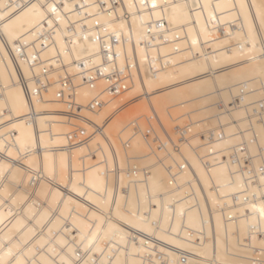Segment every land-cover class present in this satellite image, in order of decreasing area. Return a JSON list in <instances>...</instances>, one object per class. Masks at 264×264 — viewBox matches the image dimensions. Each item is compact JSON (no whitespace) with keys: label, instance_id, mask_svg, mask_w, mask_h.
Segmentation results:
<instances>
[{"label":"bare ground","instance_id":"6f19581e","mask_svg":"<svg viewBox=\"0 0 264 264\" xmlns=\"http://www.w3.org/2000/svg\"><path fill=\"white\" fill-rule=\"evenodd\" d=\"M43 2L0 0V264H264V0H119L131 27L116 28L133 41L121 53H136L141 78L117 97L101 81L82 86L75 63H98V47L67 45L62 17L56 45L68 46L61 63L74 76L76 101L101 102L77 121L65 118L56 98L57 62L50 63L48 91L30 105L19 77L29 80L31 70L10 55L18 43L31 51L36 31L52 24ZM150 27L153 47L145 43ZM160 34L178 51L152 71L150 63L172 49ZM47 49V57L56 52ZM241 85L247 92L231 106ZM252 104L262 113L252 116L255 144L245 108ZM123 106L131 107L127 118ZM149 115L158 119L149 123L156 131L188 122L180 148L190 171L176 174L179 189L168 185L165 166L180 155L168 145L163 157L153 149L156 131L146 136L139 123ZM218 120L225 138L213 148L228 154L243 137L253 157L238 174L226 165L207 172L189 150ZM75 127L88 135L85 143L73 144ZM244 194L252 200L243 202Z\"/></svg>","mask_w":264,"mask_h":264},{"label":"built area","instance_id":"2783aa9c","mask_svg":"<svg viewBox=\"0 0 264 264\" xmlns=\"http://www.w3.org/2000/svg\"><path fill=\"white\" fill-rule=\"evenodd\" d=\"M65 1L67 0H44L43 3L46 5L44 7L45 9L49 8L48 16L52 24L50 26L46 25V27L36 31L31 51H28V47L25 45L18 43L16 54L11 52L10 55L11 58L13 56L16 65H18L17 61L20 59L25 62L31 70V77L29 80L24 77H19L20 85L30 105H33L34 101L39 100L48 91V87L50 86L48 80V74L51 72L50 63L53 61L57 62L58 66L54 70L59 73L57 79L59 88L56 98L59 100V103L64 106L63 115L65 118L77 121L85 119L83 115L84 112L97 111L101 106V102L99 99L95 98L85 107H82L76 101L78 87L74 83V76L68 73L67 68L61 63V51H67L68 46L65 45L60 51L56 45V35L60 29L59 22L62 17H64L67 22L66 31L69 33L64 39L67 45H69L70 41H88L98 47V63H93L91 58L75 63L78 68V75L80 76L82 86L92 87L95 83L101 81L105 84L106 92L113 97H117L129 91L133 85V81L136 78H141V72L137 71L138 60L136 53L133 51L121 53L122 47L126 45L132 46L133 41L128 32H123L116 28L119 22L125 23L126 26L131 27V16L124 7L120 6L119 0H75L72 2V6L69 10H65ZM92 7L95 9L93 13L91 12ZM72 15H75L77 18L72 19ZM99 15L108 16L109 21L101 22L97 20V16ZM90 21L91 23H89ZM110 24L114 26H110ZM151 29L152 27H150V29L147 28L149 38L145 39V43L148 47H153L155 45V39ZM60 32L62 33L63 30L60 29ZM158 36L161 44H171L172 49L164 58L160 57L154 64L150 63L152 71H155L157 66L163 67L169 65L171 56L178 51L175 45L176 41L166 39L162 34ZM48 47L53 49V51L56 50L50 57L44 55V52L49 50L47 49ZM246 92L245 86H239L237 96L232 99L230 105H240L241 98H243ZM245 108L249 114L250 126L247 128V132L250 136L249 142L250 144H255L256 138L254 137L252 128V116L255 115L259 117L262 113H260L257 106L253 104ZM218 109L220 112L228 110L227 108H222V106H218ZM157 121L158 119L152 116L151 119L147 121V131L154 133L156 130L153 129L154 127L150 126L149 123L152 124V122L154 123ZM262 121L264 127V120ZM185 125L186 121L175 124L170 133L166 132L164 129H158V131H156L157 136H154L157 141L158 150L155 149L157 152L162 151L168 145L175 154L180 155V161L169 162L170 164L165 166V170L168 173V185L175 189L180 188L176 182V174L190 171V164L181 153L180 148L182 143H188V141H186L187 130ZM200 138L202 140V145L196 147L190 144L189 150L195 152L199 157L201 166L207 172L218 165H226L229 167L231 174H238L243 171V166L253 159L247 152L248 144L243 137L237 141V145L228 154L222 150L218 151L213 148L216 142L225 138L224 126L219 120L214 129L201 133ZM72 139L74 145H79L88 140V135L75 127L72 132ZM138 171L139 169L135 167L130 168L129 166V172L133 175ZM261 173H264V171H261ZM186 197H192V195L186 194ZM238 197L239 196H233V199L237 201L239 199ZM251 200L252 198L248 195H243V202ZM230 206L227 207L224 205L222 208L227 209L230 208ZM221 211L226 214L223 209H221ZM231 217L234 216L227 215L226 219H230Z\"/></svg>","mask_w":264,"mask_h":264},{"label":"rangeland","instance_id":"374dc122","mask_svg":"<svg viewBox=\"0 0 264 264\" xmlns=\"http://www.w3.org/2000/svg\"><path fill=\"white\" fill-rule=\"evenodd\" d=\"M126 101H128V100H124L123 103L125 104ZM125 106H126V105H125ZM125 106H123V108L120 109V110H123V109H124V110L122 111L123 113H121V111L119 110L118 113H121V115L117 113L118 115H120V116H126V115L129 114L131 107L128 106V109H129V108H130V109H129V110L126 109V111H128L127 114H126ZM126 108H127V106H126ZM124 113H125V114H124ZM123 114H124V115H123ZM149 114L151 115V113H149ZM118 115H116V117H118ZM146 115H148V113H147ZM150 115L148 116V119H151V116H150ZM127 117H128V116H126V118H127ZM143 118H145V117H143ZM141 119H142V118H141ZM144 120H145V119H144ZM140 121H143V120H140ZM140 121H139L140 125H144V126H145V127L142 126L143 128H145V129H144L145 135H146V136H149L148 134H150L151 131H147V129H148V128H147V125H148V124H147V120H145V122L143 121L144 124L141 123ZM182 122H184V120H183ZM154 123H155V122H154ZM154 123L152 122V124H154ZM150 124H151V123H150ZM150 124H149V125H150ZM155 124H156V123H155ZM170 124H171V123H170ZM187 125H188V122H186V125H185V126H187ZM156 126H157V125H156ZM168 126H169V128L171 127V128H170V131H172V129H173V127H174V124H171V125H168ZM132 128H133V127H132ZM134 128H135V127H134ZM156 128L158 129V127H156ZM159 130H160V129H159ZM157 131H158V130H157ZM168 131H169V130H168ZM170 131H169V132H170ZM150 135L152 136L153 134H150ZM153 136H155V135H153ZM155 139H156V138H155ZM155 139H154V141H155ZM116 143H118V145L120 144L119 141H118L117 139H116ZM120 146H121V145H120ZM153 149H154V150L157 149V141H155V143H154V145H153ZM157 150H158V149H157ZM155 151H156V150H155ZM162 151H163V150H162ZM162 151H159V152H158V155L160 154V155H159L160 157H163V153H162ZM147 152H150V151L148 150ZM156 152H157V151H156ZM66 193H67V192H66ZM159 244H161V243H159ZM161 245H163V246H165V247H167V248H170L171 250L178 251V249L173 248V246L170 247L169 245H165V244H161Z\"/></svg>","mask_w":264,"mask_h":264}]
</instances>
